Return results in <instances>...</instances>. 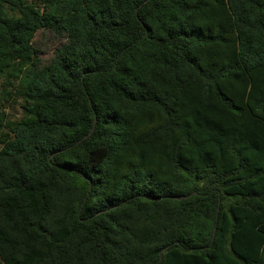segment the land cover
<instances>
[{
  "label": "trees",
  "instance_id": "16d2710c",
  "mask_svg": "<svg viewBox=\"0 0 264 264\" xmlns=\"http://www.w3.org/2000/svg\"><path fill=\"white\" fill-rule=\"evenodd\" d=\"M0 264H264V0H0Z\"/></svg>",
  "mask_w": 264,
  "mask_h": 264
},
{
  "label": "rangeland",
  "instance_id": "374dc122",
  "mask_svg": "<svg viewBox=\"0 0 264 264\" xmlns=\"http://www.w3.org/2000/svg\"><path fill=\"white\" fill-rule=\"evenodd\" d=\"M63 42L61 37H58L51 32L38 30L33 38V45L37 49V56L40 59L41 65L47 64L53 57L54 49Z\"/></svg>",
  "mask_w": 264,
  "mask_h": 264
},
{
  "label": "water",
  "instance_id": "95a60500",
  "mask_svg": "<svg viewBox=\"0 0 264 264\" xmlns=\"http://www.w3.org/2000/svg\"><path fill=\"white\" fill-rule=\"evenodd\" d=\"M184 197H187V195L179 196V198H184Z\"/></svg>",
  "mask_w": 264,
  "mask_h": 264
}]
</instances>
